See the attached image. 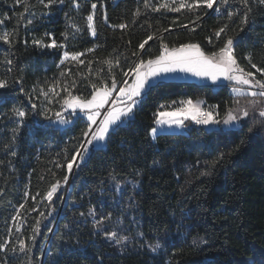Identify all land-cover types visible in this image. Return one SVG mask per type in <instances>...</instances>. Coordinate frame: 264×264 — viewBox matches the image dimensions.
<instances>
[{"label": "trees", "instance_id": "1", "mask_svg": "<svg viewBox=\"0 0 264 264\" xmlns=\"http://www.w3.org/2000/svg\"><path fill=\"white\" fill-rule=\"evenodd\" d=\"M162 2L148 0L146 8L145 0H57L45 8L38 0H28L25 11L18 0H0V20L4 21L0 33H17L11 45L0 41V79L11 85L0 89V243L7 241L8 249H17L0 251V264H41L42 256V264H249L256 255L264 256V124L260 123L264 118L256 115L246 119L242 128L226 131L189 125L187 132L150 135L161 105L203 99L219 104V116H224L234 98L244 99L236 97L228 85L187 81L163 80L149 86L132 116L109 132L106 149L99 145L76 166L66 205L48 239L64 183L51 202L44 195L51 183L67 174L66 167L57 165H65V157L80 149L86 138L82 130L89 124L83 116H69V111L64 115L71 122L64 126L38 114L48 107L52 109L48 115L55 119L54 112L60 110L56 101L66 95L63 87H70L74 95L88 96L90 81L109 86L112 76L122 81V73L133 62L158 55L161 42L169 47L198 42L210 54L224 42L223 34L219 40L214 36L224 24L229 25L227 35L235 37L238 63L255 72L245 58L251 54L252 62L264 67V5L258 0H249L251 11L243 31H239L240 17L247 9L240 0H228L226 5L217 0L214 8L219 7V13L205 8L197 13L152 11L153 5ZM92 4L97 7L92 9ZM229 11L237 13L231 21ZM90 14L95 36L88 28ZM120 24L126 27H114ZM148 35L154 39L140 50ZM206 37H212L213 44ZM34 39L41 45L55 39L58 47L36 45ZM65 51L83 55L62 64ZM105 61L113 62L111 71ZM56 85L60 96L49 104L41 89ZM14 107L24 110L26 117L15 116ZM253 125L254 132L249 133ZM90 209L95 210L94 217ZM126 210L138 220L144 237L159 241L161 249L120 248L105 237L101 227H93L94 219L115 217ZM37 219L40 230L33 242ZM19 240L32 251L21 253Z\"/></svg>", "mask_w": 264, "mask_h": 264}, {"label": "snow or ice", "instance_id": "2", "mask_svg": "<svg viewBox=\"0 0 264 264\" xmlns=\"http://www.w3.org/2000/svg\"><path fill=\"white\" fill-rule=\"evenodd\" d=\"M18 2H22L24 4L25 11H28V0H18ZM38 2L45 8H49L56 4L57 0H47V3H45V0H38ZM59 2L62 3L63 0H59ZM216 3L217 0H191V2H189V0H164V2L160 3L158 6L153 5L152 11L159 12L161 9H166L167 11L178 13L182 9H186L189 12L197 13L201 8H205L219 13L221 9L219 7L214 8V4ZM219 3L226 5L228 4V0H219ZM240 3L247 9L244 15L240 17L241 27L239 31H243V25L247 24L249 19L248 12L251 11V6L249 4V0H240ZM258 3L260 5H264V0H258ZM144 6L146 8L149 7L148 0H145ZM77 7H79V5H77ZM91 7L92 9H95L97 5L92 4ZM135 14L138 16L139 10H137ZM19 15L22 16L23 14L21 13ZM236 15V12L229 11L227 13V18L229 21H231ZM196 19L200 20L201 15H197ZM3 22V20H0V24ZM87 22L88 28L91 29V34L95 36L96 30L93 26V14L87 16ZM28 23L31 24L32 21L29 20ZM114 27L123 29L126 27V25L120 24ZM184 27L187 26L185 25ZM228 30L229 25L224 24L214 31L216 40H219L222 34L225 36V39L222 46H220L218 50L212 51L210 54L206 53L198 42L181 43L178 47H169L167 43L161 42L160 52L158 55L148 60L141 58L138 60V62H133V64L130 66L129 71L134 74V80L131 85L128 84L127 80L117 81L114 76L111 77L110 86L103 81L100 84L90 81L92 91L88 96L74 95L70 90V87L65 86L62 90L66 93V95L56 101L60 105V110L54 112L55 119L53 120V116L48 115V113L52 111V109L48 107H45L42 111H39L38 114L43 116L45 120L63 125L71 122L69 118L65 117V111L69 109L71 110L69 116L82 113L87 117V121L89 122L87 128L82 130V135L88 137L89 134H91L90 139H88L86 142L88 144H92L94 141H104L113 125H116L118 121H121L122 117L126 118L133 113L134 107L139 102L137 98L141 96L150 79L169 73L180 72L189 73L195 77L210 80L212 84L216 86H220L219 82L226 81L228 82V85L231 86V92L235 94L236 97H243L244 99L234 98L231 102V105L226 108L224 117L222 119L217 118L219 116V104H212L208 105L207 108H202L201 104H203L204 101H197L194 103L191 99H188L186 101L180 102V106L171 111H158L154 121L157 126L168 125L171 127L175 125L177 127H184L185 121L190 120L196 125H202L206 127L235 125L237 128H242L246 118L250 116L251 111L259 109V117L264 118V67H258L257 64L253 63L251 54H248L245 58L248 60L251 69H255V72L246 70L238 63L234 53L235 37L227 35ZM164 31H168V29H164ZM16 34L17 33L15 30L12 32L3 31L0 33V41L11 45L15 40ZM153 39V35H148L147 38L139 44V49L144 50L145 45ZM206 40L209 44H213L212 37H206ZM32 43L41 45V42L35 39L32 41ZM41 46L48 48L58 47L55 39H53L50 44ZM59 47H63V45H59ZM87 51L92 52L93 49H87ZM82 55L83 53L79 52L69 53L65 51L63 53L64 60L69 58L72 60H78V58ZM133 55L136 56L138 53L133 52ZM64 60L61 61L62 64ZM6 63L10 64L11 61L8 60ZM80 63H83V61H80ZM105 63L109 64L111 71V65L113 62L105 61ZM115 63L118 65L119 61H115ZM90 65L91 62H89V66ZM129 71H124L122 73L123 77H128ZM257 74H259L260 78H257ZM61 75L63 76L64 73L62 72ZM118 83H122L123 86L117 88ZM10 86L11 85L7 80L0 79V89H7ZM58 86L59 85L49 86L47 91L41 89V94L46 98L49 104L52 102L54 97L60 96V92L56 90ZM71 87H75L74 82ZM113 92H118V96L113 97ZM110 101H112L114 105L123 104V107L113 106L111 109L106 110L103 120L100 122L98 128L93 131L91 125L97 124V118L101 115V110L105 109V105L109 104ZM173 103H175V101H173ZM160 107L165 108L164 105H161ZM32 108L37 109L38 105L33 103ZM12 112L15 116L20 117L21 119L25 118L27 115V113L20 108L14 107ZM260 123L264 124V120H261ZM254 127L255 125L248 127V132L253 133ZM150 135L154 137L158 135V129L153 127L150 130ZM87 151V149L83 148V145H80V149L76 150L74 154L65 157V165H57V167H66L67 174L63 176L62 180H56L54 183H51L49 190L44 195V198L47 201L51 202L61 184H66L68 182L70 175L73 173L74 167L78 166V163L84 162ZM222 157L223 154H221L220 159H222ZM218 162L219 159L213 161L212 165L215 166ZM203 174L206 173H202V175ZM33 199H35V197H33ZM20 207L23 208L24 205L22 204ZM89 214L94 217L95 210L90 209ZM81 215H83V213H81ZM17 216H19V212H17ZM44 216L45 213L41 212L40 217ZM16 218L17 217H13V220H16ZM110 219L111 214L102 216L99 220L94 219L93 227L99 228L103 225L105 220ZM40 224L41 220L37 219L35 226L32 228L31 239L33 242L35 241L36 235L39 233ZM20 227L21 225L17 223V232L20 231ZM104 235L109 239H114L117 244H120L122 241L128 239L124 236H118L117 232L115 231H105ZM58 238L63 239L64 237L61 236ZM193 242L196 243L195 240ZM7 243V241L0 243V251L8 250L16 252V247L13 246L11 249H8ZM200 243H206V241H200ZM150 247L153 251H156L160 245L157 243L154 246L150 245ZM19 251L21 253H30L32 251V247L26 245L24 240H19Z\"/></svg>", "mask_w": 264, "mask_h": 264}, {"label": "rangeland", "instance_id": "3", "mask_svg": "<svg viewBox=\"0 0 264 264\" xmlns=\"http://www.w3.org/2000/svg\"><path fill=\"white\" fill-rule=\"evenodd\" d=\"M90 32H91V29H90ZM69 59H71V58H69ZM62 60H64L63 54H62ZM64 61H66V60H64ZM257 78H259V77H257ZM123 80H127L128 84L131 85L132 82H133V80H134V74H132L129 71V76L128 77H124ZM163 80L164 81L171 80V81L196 82V83H200V84H211L214 87H218L216 85H213L210 80L203 79V78H198V77H195V76H193V75H191L189 73H180V72H177V73H169V74H165V75L160 76V77H156V78L150 79L148 85H146L145 90L142 92L141 96L137 98L138 101L139 102L141 101V99L143 98V96L145 94L146 89L149 86H151L152 84H155L156 82L163 81ZM219 83H220V85H228V82H226V81H221ZM121 86H123L122 83L117 84V88H119ZM228 86H229V89L231 91V86L230 85H228ZM112 95H113V97H116V96H118V92H113ZM186 100H188V99H180V100L175 101V103L170 102V103L164 105L165 108H162L160 111H165V110L171 111V110L175 109L176 107H179L180 106V102L186 101ZM192 101L195 103L197 101H204V100L203 99H197V100H192ZM208 105H210V104H207L204 101V103L201 104V107L202 108H207ZM113 106L123 107V104L114 105L113 102L110 101L109 104L105 105V108L107 107V109L101 110V115L97 118V124L91 125L93 131H95L98 128L100 122L103 120V116L105 114V111L108 110V109H111ZM135 107H134V109H135ZM134 109H133V112H134ZM67 111L71 112L70 109L67 110ZM67 111H65V112H67ZM258 111H259V109L255 110V111H251L250 116L248 118H246V119L252 118V117H254L256 115L259 116L258 115ZM132 114H130L126 118L125 117H122L121 118V121H118L116 125H113L110 128L109 132L111 130H113L116 126H118L120 124H124L126 122V120L129 117L132 116ZM78 115L83 116L85 119H87V117L84 116L82 113H79V114L74 115L72 117H75V116H78ZM223 117L224 116H218L217 118L222 119ZM186 121L188 123H186ZM186 121H185V126L184 127H177L175 125H173L171 127H169L168 125L157 126L156 124H155V127L158 129V134H160V133H165V132H187L189 130V128H190L189 125L202 126V125H196L195 123H193L190 120H186ZM55 124L60 125V126H64L65 125V124L61 125V124H58V123H55ZM203 127H206V126H203ZM206 128H208V129L215 128V129H219V130H222V131H226V130H231V129L237 128V127L235 125H230V126L220 125V126H207ZM90 136H91V134H89V136L87 137L86 141L88 139H90ZM152 137L154 138V136H152ZM86 141L83 144V148L88 150L87 151V154L85 156V160L88 157L90 151L92 149L98 147L99 145H102L105 140L104 141H100V142H95L94 141L92 144H88ZM78 164H80V163H78ZM75 168H76V166L74 167V170H75ZM68 183H70V182L68 181L66 184H64L65 192H66V190H69ZM122 186H123V184H121V183L118 184L117 185V189L120 190L122 188ZM59 189H60V187H59ZM65 192H64L63 200H62L59 208L57 209L56 217L60 214L61 209L66 205V195H65L66 193ZM101 229L104 232L105 231H108V232L115 231V232H117L118 236L127 237L128 238L127 240L122 241L120 244H117L114 239H109V238H107L105 236L111 243L115 244L116 246H118L120 248H130V247H133V246H140L142 248H145V249H148L150 251H153L152 248L150 247V245L154 246L157 243H159V245H160V247L157 250H159V249L162 248V244L159 241L150 242L149 240H147L144 237V234L141 231V228H140V225H139L138 220L128 210H126L122 214L117 215L115 217L111 216V219L110 220H105L104 223H103V225L101 226ZM46 250H47V244H46V249L44 250V252H46ZM153 252H155V251H153ZM249 264H264V256L256 255L254 258H251L249 260Z\"/></svg>", "mask_w": 264, "mask_h": 264}, {"label": "water", "instance_id": "4", "mask_svg": "<svg viewBox=\"0 0 264 264\" xmlns=\"http://www.w3.org/2000/svg\"><path fill=\"white\" fill-rule=\"evenodd\" d=\"M105 109H107V107L105 108ZM86 139H87V137L85 138V140H84V142L86 141ZM84 142L82 143V145L84 144ZM73 172H74V170H73ZM72 175H73V173L70 175V178H69V182H70V180H71V177H72ZM66 193V192H65ZM58 217H59V215L56 217V219H55V221H54V223H53V225H52V229H51V231L49 232V234H48V239L50 238V236H51V234H52V232H53V229H54V227H55V223H56V220L58 219ZM48 243V240L46 241V243H45V245ZM45 245H44V247H45ZM42 261H43V256H42V258H41V264H42Z\"/></svg>", "mask_w": 264, "mask_h": 264}, {"label": "built area", "instance_id": "5", "mask_svg": "<svg viewBox=\"0 0 264 264\" xmlns=\"http://www.w3.org/2000/svg\"><path fill=\"white\" fill-rule=\"evenodd\" d=\"M100 149L103 151L106 149V143L105 142L102 145H100ZM68 185H69V183H68Z\"/></svg>", "mask_w": 264, "mask_h": 264}, {"label": "bare ground", "instance_id": "6", "mask_svg": "<svg viewBox=\"0 0 264 264\" xmlns=\"http://www.w3.org/2000/svg\"><path fill=\"white\" fill-rule=\"evenodd\" d=\"M46 249V245H45V248H44V250Z\"/></svg>", "mask_w": 264, "mask_h": 264}]
</instances>
